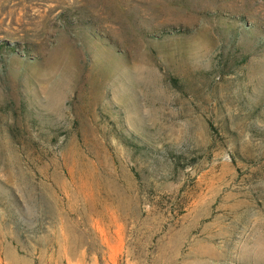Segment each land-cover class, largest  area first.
Here are the masks:
<instances>
[{"label":"rangeland","instance_id":"374dc122","mask_svg":"<svg viewBox=\"0 0 264 264\" xmlns=\"http://www.w3.org/2000/svg\"><path fill=\"white\" fill-rule=\"evenodd\" d=\"M0 264H264V0H0Z\"/></svg>","mask_w":264,"mask_h":264}]
</instances>
